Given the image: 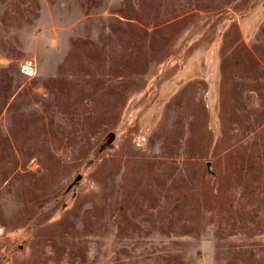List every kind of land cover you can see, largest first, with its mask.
Returning a JSON list of instances; mask_svg holds the SVG:
<instances>
[{"label": "rangeland", "instance_id": "obj_1", "mask_svg": "<svg viewBox=\"0 0 264 264\" xmlns=\"http://www.w3.org/2000/svg\"><path fill=\"white\" fill-rule=\"evenodd\" d=\"M0 264H264V0H0Z\"/></svg>", "mask_w": 264, "mask_h": 264}, {"label": "trees", "instance_id": "obj_2", "mask_svg": "<svg viewBox=\"0 0 264 264\" xmlns=\"http://www.w3.org/2000/svg\"><path fill=\"white\" fill-rule=\"evenodd\" d=\"M182 14V13H181ZM119 17H121L122 18V20L124 21V22H128V23H133V22H135L136 21V19L134 18V16L135 15H129V14H124V12H120V14H117ZM185 15V14H184ZM121 20V21H122ZM134 24V23H133ZM132 24V25H133ZM131 48H135V45H133V47H131ZM135 51V49L134 50H132L130 53L131 54H133V52ZM130 63L131 62H128V64H123L122 65V67L124 68V69H128L129 67H130ZM130 69V68H129ZM104 74H110V72H107V73H105L104 72ZM244 170H245V166L243 165V164H239V166H238V169H237V178H240L237 182H240V181H242V179H241V174L242 173H244ZM210 174H212V173H210ZM211 190H213V192L216 190V182L214 181L213 182V187H211ZM214 194H215V192H214ZM205 203V202H204ZM230 208V207H229Z\"/></svg>", "mask_w": 264, "mask_h": 264}, {"label": "water", "instance_id": "obj_3", "mask_svg": "<svg viewBox=\"0 0 264 264\" xmlns=\"http://www.w3.org/2000/svg\"><path fill=\"white\" fill-rule=\"evenodd\" d=\"M114 138H115V135L110 132L107 136H106V140H105V143L103 146H101L100 150L103 149L104 147H109L111 146L112 142L114 141ZM210 164L208 163L207 166H209ZM208 173H211L209 170H208ZM81 180V175H77L74 179V183H77L78 181ZM71 186H69V188H71Z\"/></svg>", "mask_w": 264, "mask_h": 264}]
</instances>
